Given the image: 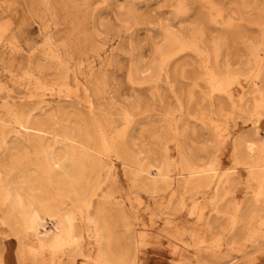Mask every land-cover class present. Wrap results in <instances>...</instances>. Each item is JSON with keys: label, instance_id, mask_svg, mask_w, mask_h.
Instances as JSON below:
<instances>
[{"label": "rangeland", "instance_id": "rangeland-1", "mask_svg": "<svg viewBox=\"0 0 264 264\" xmlns=\"http://www.w3.org/2000/svg\"><path fill=\"white\" fill-rule=\"evenodd\" d=\"M0 159V264H264V0H0Z\"/></svg>", "mask_w": 264, "mask_h": 264}, {"label": "bare ground", "instance_id": "bare-ground-1", "mask_svg": "<svg viewBox=\"0 0 264 264\" xmlns=\"http://www.w3.org/2000/svg\"><path fill=\"white\" fill-rule=\"evenodd\" d=\"M27 130L29 132V136L31 138H33V140L35 141L34 146L36 144L37 147L42 149L43 145H44L43 142H45V139H47V136L45 135L47 133L45 132V130L38 128V127H33V126H27ZM70 141L78 144V146L81 145L82 147L88 149L89 151L91 150L90 146L83 145L80 141H77L75 139H72ZM65 146H66V144H65ZM67 147H73V146L67 145ZM253 147H254V145L252 142H247L245 144L243 151L246 153H250V152H252ZM89 151H88V153H89ZM50 155H52V157H53V151L50 152ZM52 157L46 161V165L50 169H53L54 165H55V162L53 161ZM0 176L7 177L9 180L10 188H11V203H13V206L11 205V207L17 209L19 207L18 201L22 200L23 202L33 206L34 212H35L36 216L39 218H40V214L42 212H49L50 203H47V200H45V199H40L37 197V195L35 194V192L32 188V177H31L30 173H28L24 170L23 171L19 170L18 167H15L9 161L0 159ZM56 210H58V209H56ZM18 212H20V211H18ZM19 214L20 213H17V215H19ZM55 214H57V213H55ZM55 214H53V215H55ZM15 220H16V216H13V222ZM15 224H16V221L13 223V225H15Z\"/></svg>", "mask_w": 264, "mask_h": 264}]
</instances>
